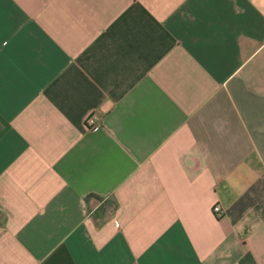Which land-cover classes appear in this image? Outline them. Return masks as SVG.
<instances>
[{"label":"crops","instance_id":"0c3cea01","mask_svg":"<svg viewBox=\"0 0 264 264\" xmlns=\"http://www.w3.org/2000/svg\"><path fill=\"white\" fill-rule=\"evenodd\" d=\"M0 264H264V0H0Z\"/></svg>","mask_w":264,"mask_h":264},{"label":"built area","instance_id":"2783aa9c","mask_svg":"<svg viewBox=\"0 0 264 264\" xmlns=\"http://www.w3.org/2000/svg\"><path fill=\"white\" fill-rule=\"evenodd\" d=\"M98 117H97V115H95V114H91L89 117H88V122L90 123V124H93V123H95L96 122V119H97ZM214 210L215 211H218V212H221L223 209H222V206H221V204H219V203H217V204H215V206H214Z\"/></svg>","mask_w":264,"mask_h":264}]
</instances>
